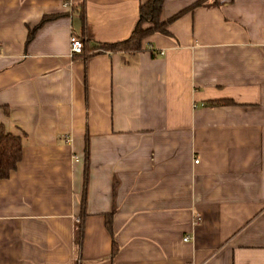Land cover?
I'll use <instances>...</instances> for the list:
<instances>
[{
	"label": "crops",
	"instance_id": "crops-1",
	"mask_svg": "<svg viewBox=\"0 0 264 264\" xmlns=\"http://www.w3.org/2000/svg\"><path fill=\"white\" fill-rule=\"evenodd\" d=\"M146 1L0 0V264H264V0H165L169 34L99 48Z\"/></svg>",
	"mask_w": 264,
	"mask_h": 264
},
{
	"label": "trees",
	"instance_id": "trees-1",
	"mask_svg": "<svg viewBox=\"0 0 264 264\" xmlns=\"http://www.w3.org/2000/svg\"><path fill=\"white\" fill-rule=\"evenodd\" d=\"M165 0H147L140 6V18L133 33L128 39L115 43L102 44L99 48L105 51L136 52L142 49L143 41L154 33L169 34L168 25L184 11L168 20L162 19V9ZM204 0L198 1L199 5ZM22 140L7 131L5 125H0V179L6 178L14 170L22 158Z\"/></svg>",
	"mask_w": 264,
	"mask_h": 264
},
{
	"label": "built area",
	"instance_id": "built-area-1",
	"mask_svg": "<svg viewBox=\"0 0 264 264\" xmlns=\"http://www.w3.org/2000/svg\"><path fill=\"white\" fill-rule=\"evenodd\" d=\"M84 51V42L83 40L77 36V35H72L71 37V53L73 55H76V54H81L83 53ZM160 55H164L165 54V51H160L159 52ZM196 162L198 163L199 160H196ZM185 240H189V237H185Z\"/></svg>",
	"mask_w": 264,
	"mask_h": 264
}]
</instances>
